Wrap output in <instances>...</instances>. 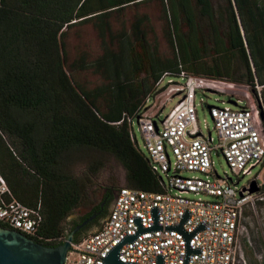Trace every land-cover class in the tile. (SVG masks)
I'll return each instance as SVG.
<instances>
[{
  "label": "trees",
  "instance_id": "16d2710c",
  "mask_svg": "<svg viewBox=\"0 0 264 264\" xmlns=\"http://www.w3.org/2000/svg\"><path fill=\"white\" fill-rule=\"evenodd\" d=\"M151 1L161 7L169 58L151 43L147 15L134 14L117 30L110 23ZM87 23L102 55L89 62L82 52L69 64L68 31ZM88 70L100 85L73 78ZM181 72L264 90V0H0V175L18 202L41 205L43 223L28 238L51 247L66 240L63 223L85 195L70 168L83 154L114 157L125 188L162 192L127 120L158 92L164 73ZM119 189H106L96 208Z\"/></svg>",
  "mask_w": 264,
  "mask_h": 264
},
{
  "label": "built area",
  "instance_id": "2783aa9c",
  "mask_svg": "<svg viewBox=\"0 0 264 264\" xmlns=\"http://www.w3.org/2000/svg\"><path fill=\"white\" fill-rule=\"evenodd\" d=\"M164 87L178 98L174 106L148 115L144 110L154 101L147 96L141 109L127 120L130 138L138 147L133 130L137 127L162 192L120 188L109 219L96 233L71 244L65 264H106L110 252L129 238L132 241L124 243L117 255L123 264H158L159 258L162 264H236L245 214L263 197L260 187L249 194L252 180L238 188L231 178L218 175L211 157L221 155L236 176H250L264 162L259 100L244 90L248 86L184 72L177 77L164 73L155 89ZM197 92L229 96L228 102L217 100L220 106L207 107L216 145L211 133L204 135L198 126ZM0 223L29 237L43 223L40 203L29 208L18 202L1 175Z\"/></svg>",
  "mask_w": 264,
  "mask_h": 264
},
{
  "label": "rangeland",
  "instance_id": "374dc122",
  "mask_svg": "<svg viewBox=\"0 0 264 264\" xmlns=\"http://www.w3.org/2000/svg\"><path fill=\"white\" fill-rule=\"evenodd\" d=\"M147 15L152 33L149 35L151 43L158 45L159 52L162 56L171 57V51L163 34L164 21L161 18V7L158 2L151 1L135 8L124 11L123 16L114 15L110 20L113 30L120 29L124 23H127L132 15ZM65 49L68 57V63L71 64L80 53L84 52L89 55V62H92L97 57L102 55L101 41L98 37L97 30L92 23H87L73 27L68 31L65 38ZM73 78L88 87L93 88L101 84L100 77L93 73L92 70L79 72L73 75ZM235 84V83H234ZM239 85V84H237ZM245 86V85H241ZM244 88V87H243ZM168 87L153 96V103L145 108L144 112L148 115L155 116L163 108V113L167 112L172 106L178 102V98L173 93H167ZM156 90V89H155ZM240 90V89H239ZM251 93L253 100L257 96L260 109L264 111V90L261 87L253 89L244 88ZM175 97V98H174ZM173 98V99H172ZM228 102L229 96L223 94H212L210 92H197L195 97L196 118L198 126L204 135L211 133L213 144H217V136L214 130V123L210 116L208 106H220V102ZM201 102L204 104L201 105ZM233 107V106H232ZM136 125L133 130L137 136L138 148L146 155L143 149L142 140L137 132ZM213 168L220 176L231 178L233 184H237L238 188L246 186L251 180H255L258 186L264 184V162L256 166L250 176H236L231 172L225 159L221 155L213 154ZM95 166L94 174L90 172L89 167ZM71 176L85 183V195L80 205L73 210L70 216L76 215L82 217L89 214L92 207L96 206L104 193L101 188L116 189L125 186L126 171L120 163L111 155L104 153H88L83 154L73 162L70 168ZM263 200L255 203V208L252 212L245 214L243 220L244 231L240 239L239 252L236 264H264V189L261 190ZM67 225L63 223V231L65 233ZM89 235V234H88Z\"/></svg>",
  "mask_w": 264,
  "mask_h": 264
},
{
  "label": "water",
  "instance_id": "95a60500",
  "mask_svg": "<svg viewBox=\"0 0 264 264\" xmlns=\"http://www.w3.org/2000/svg\"><path fill=\"white\" fill-rule=\"evenodd\" d=\"M209 107L210 106H208V108ZM260 117L261 120L264 119L263 112L260 113ZM99 188L104 192L106 190L105 188H101V187ZM244 191L245 189L242 192ZM258 191H259V186L257 182L255 180H252L249 184V189H248L249 194H253ZM116 200H117V196L115 194L111 211L108 217L106 218V220L109 219L110 214L115 206ZM86 215H83L82 217L72 215L65 220L64 224L68 226V228H66L65 230V235H67V237L62 244L56 247H51L36 243L27 236L19 233L18 231L2 229L0 227V264H65L66 255L70 250L71 244L73 243V236L80 229H82L90 221L91 218L86 219L81 224L75 227L74 225L79 223L80 220ZM185 219L183 220V222L185 221ZM99 229L100 227L88 232L84 236L90 233H96ZM177 230L181 231V226H179ZM132 239L133 238H129L125 242L116 246L106 258L105 260L106 264H123L120 263L117 259L118 251L124 243L128 241H132ZM158 264H162L161 258L158 259Z\"/></svg>",
  "mask_w": 264,
  "mask_h": 264
},
{
  "label": "flooded vegetation",
  "instance_id": "af4514ba",
  "mask_svg": "<svg viewBox=\"0 0 264 264\" xmlns=\"http://www.w3.org/2000/svg\"><path fill=\"white\" fill-rule=\"evenodd\" d=\"M113 202H114V198L110 200L106 199V200H102L98 208H96V206L92 207L90 210L91 214L88 217L91 218L90 221L82 229H80L77 233H75V235L73 236V240L76 237L84 236L88 232L95 230L98 227H101L111 211ZM79 224L81 223L79 222Z\"/></svg>",
  "mask_w": 264,
  "mask_h": 264
}]
</instances>
